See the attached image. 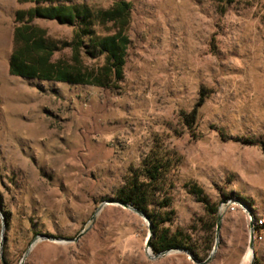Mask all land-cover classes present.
<instances>
[{"label":"rangeland","instance_id":"rangeland-1","mask_svg":"<svg viewBox=\"0 0 264 264\" xmlns=\"http://www.w3.org/2000/svg\"><path fill=\"white\" fill-rule=\"evenodd\" d=\"M126 1L125 75L104 89L11 76L15 15L32 4L0 0V264H264V228L248 256L250 216L264 220V0ZM155 139L179 157L166 227L190 235L196 258L155 254L149 223L109 203ZM190 184L218 205L219 232Z\"/></svg>","mask_w":264,"mask_h":264},{"label":"trees","instance_id":"trees-1","mask_svg":"<svg viewBox=\"0 0 264 264\" xmlns=\"http://www.w3.org/2000/svg\"><path fill=\"white\" fill-rule=\"evenodd\" d=\"M32 6L15 15L13 50L9 74L23 79L54 81L72 85L113 88L124 79L130 39L128 28L132 4L117 0L108 8H94L85 0H18ZM221 6L232 0H218ZM37 20L56 21L74 28L69 41L48 36ZM68 50L67 56L64 52ZM90 62H93L91 64ZM208 97L202 91L198 102L186 118L188 126L197 121L199 109ZM179 162L177 153L164 148L156 139L142 157L138 167L131 168L124 184L116 191L115 201L144 214L151 226L150 247L155 254L183 250L197 257L190 235L183 229L172 231L173 183L167 180ZM188 190L207 209L212 219L218 218V205L211 204L197 184ZM225 196L223 200H227ZM261 228H264L262 226ZM257 260L255 263L257 264Z\"/></svg>","mask_w":264,"mask_h":264},{"label":"water","instance_id":"water-1","mask_svg":"<svg viewBox=\"0 0 264 264\" xmlns=\"http://www.w3.org/2000/svg\"><path fill=\"white\" fill-rule=\"evenodd\" d=\"M109 203L110 204L121 205L124 208L129 209V210L133 211L134 213L138 214L139 216L143 217L149 223L150 236H149V239H148V242H147V248L150 247L149 243H150V239H151L152 233H151V226H150V222H149L148 218L144 214H142L141 212L137 211L136 209L132 208L129 205L121 204V203H118L116 201H111ZM220 224H221V215L218 214V218H217V232H219V230H220ZM254 244H255V237H254V231H253V223L251 222L250 223L249 250H251V252H252V260H254V257H255L254 256V252H253L254 251ZM179 251H183V250L179 249ZM166 253H168V252H166ZM166 253H164V254H166ZM1 259H2L3 264H8L6 259H5V257L3 255H2ZM194 261L197 262L195 259H194ZM208 262H209V260L204 262V263H201V264H207ZM252 264H253V261H252Z\"/></svg>","mask_w":264,"mask_h":264},{"label":"built area","instance_id":"built-area-1","mask_svg":"<svg viewBox=\"0 0 264 264\" xmlns=\"http://www.w3.org/2000/svg\"><path fill=\"white\" fill-rule=\"evenodd\" d=\"M249 222L253 223V231H254L255 240L257 242L262 240V237H260V235L258 234V231L261 229L262 226H264V220L262 218L250 216Z\"/></svg>","mask_w":264,"mask_h":264},{"label":"bare ground","instance_id":"bare-ground-1","mask_svg":"<svg viewBox=\"0 0 264 264\" xmlns=\"http://www.w3.org/2000/svg\"><path fill=\"white\" fill-rule=\"evenodd\" d=\"M249 251H251V250H249ZM248 256L251 257L252 256V252H249Z\"/></svg>","mask_w":264,"mask_h":264}]
</instances>
